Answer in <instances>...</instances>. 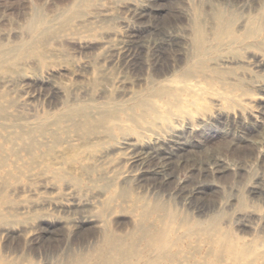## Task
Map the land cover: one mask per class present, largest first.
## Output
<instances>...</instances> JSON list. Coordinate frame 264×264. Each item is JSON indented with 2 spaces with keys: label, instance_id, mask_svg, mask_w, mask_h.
Returning a JSON list of instances; mask_svg holds the SVG:
<instances>
[{
  "label": "rangeland",
  "instance_id": "rangeland-1",
  "mask_svg": "<svg viewBox=\"0 0 264 264\" xmlns=\"http://www.w3.org/2000/svg\"><path fill=\"white\" fill-rule=\"evenodd\" d=\"M219 12L231 19L233 42L198 56L194 20L208 46ZM37 19L51 31L36 52L17 50L37 39ZM257 25L258 35L244 36ZM8 49L10 62L0 65L11 74L0 82V209L4 196L14 209L0 221V257L97 264L106 235L125 244L158 229L173 254L167 264H264V0H0V52ZM212 69L241 80L245 92L237 88L232 101L218 80L205 84ZM189 70L187 83L201 90L189 98L192 128L176 116H138L137 100L179 87ZM152 103L160 114L159 100ZM82 106L117 119L58 122ZM42 128L47 139L31 153L9 152L7 134ZM171 154L180 162L162 181L158 170Z\"/></svg>",
  "mask_w": 264,
  "mask_h": 264
},
{
  "label": "bare ground",
  "instance_id": "bare-ground-1",
  "mask_svg": "<svg viewBox=\"0 0 264 264\" xmlns=\"http://www.w3.org/2000/svg\"><path fill=\"white\" fill-rule=\"evenodd\" d=\"M215 20L217 24V29L213 34L212 41L215 40L216 42L208 46L206 45L207 34L201 26V19L197 18L196 20H194L193 43L194 52L195 54H198V56H200L201 54H205V52H209L210 49L217 48L222 43L230 44L231 42H233L231 19L224 17L223 14L219 12L216 14ZM35 24V27L40 29L37 39H34V41H32L29 45L23 46L24 48H17V50L22 49L23 52L25 51L24 53L36 52L38 49V45L42 41H44V37L49 33V31H51L49 30L50 26H45L42 19H37ZM260 29L261 28L258 25L252 28L250 27L246 31L247 34H244V36H247L248 34L258 35L260 33ZM10 51L11 50L8 49L6 51L0 52L1 66H3V64L5 63L10 62ZM191 72H193V70L186 71L181 77H179V87H158L157 89L153 90L150 95H145L139 100H137L134 103L133 108H136L139 111L138 116H145L143 118H148V122L150 121V123L153 121V119L156 118H159L162 122H166V120L168 122L170 117L176 116L180 119H183L188 128H192L193 126L188 119H190L192 113L196 110V108L192 106V101L189 98L192 95V91L201 90H199V88H197V90H193L191 87H195V84L187 83L190 80ZM211 73L216 77L204 78L205 84H209L208 86H211L214 85L213 83L215 80H218L217 82L220 84L219 86L222 89V92L220 93L223 94L226 98L233 101L235 99L233 97V93L234 91H236L237 88L240 89L241 92H245L246 86L241 80L230 82L231 80L228 77H225L224 75L218 76L220 75V71L215 69H212ZM10 80L11 74H0V82ZM247 85L249 87L258 86L257 83L253 82L247 83ZM181 94H184L185 97H182ZM153 97L157 98V100H159L160 102V105L163 107L162 112L160 114L156 109L155 105L152 103ZM247 99H245V101ZM91 108L90 106H82L77 109L70 110L69 112L59 117L58 122L67 121L79 128L87 127L88 125H94L95 127H97L101 123H106L110 126V124H113L117 119L116 111H105L104 109H101L97 110L96 112H93L91 111ZM197 118L200 120H205L209 119L210 116L206 114H200L199 116H197ZM109 126L104 127L103 130L109 132L112 128ZM19 129H22V127H20ZM14 132L15 133L13 135H6L7 141L11 143L8 150L13 155H17L20 151H26L31 153L33 150V146H35L37 143H42L45 139H47V134L46 131H44V128L40 130L39 135L35 134V132L32 130H19ZM97 132L98 131L95 130L92 131V133ZM123 139L125 140L127 138L123 137ZM0 146H2L1 143ZM153 146V154L155 155L160 153L161 146ZM178 156L179 154H171L168 156L166 161H164V164L162 166L160 165L161 167L160 170H158V174H162V176H160L162 181H170V179L173 178L172 172L177 168L180 162L177 160V162H175L173 159ZM119 195L120 193L117 196ZM3 199L4 200L2 201L6 204L3 203V208L0 209V221L4 218V215L6 213H9L12 209H14V206L11 202H9L8 198L4 196ZM50 233L51 232L48 230L46 232L39 233L38 236L42 238ZM135 237L136 238L134 239L133 243L129 241L128 243L123 244L115 242L112 236L106 235L103 239L104 241L100 249L101 252L98 255L97 264H167V262L172 258L173 254L167 251L166 248H164L166 247V244L163 242V239L161 238L162 235L158 229L153 232H150L149 234H147L143 230H139ZM141 241L144 242V248L138 249V244ZM0 264L18 263L16 261L8 262L3 257H0Z\"/></svg>",
  "mask_w": 264,
  "mask_h": 264
}]
</instances>
